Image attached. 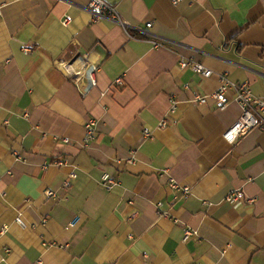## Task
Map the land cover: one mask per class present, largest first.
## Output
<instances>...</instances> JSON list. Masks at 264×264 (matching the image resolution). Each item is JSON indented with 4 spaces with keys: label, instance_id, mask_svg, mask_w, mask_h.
<instances>
[{
    "label": "crops",
    "instance_id": "1",
    "mask_svg": "<svg viewBox=\"0 0 264 264\" xmlns=\"http://www.w3.org/2000/svg\"><path fill=\"white\" fill-rule=\"evenodd\" d=\"M90 1L0 0V264H264V131L224 138L233 89L192 101L264 99V0H107L127 27ZM84 60L87 95L59 66Z\"/></svg>",
    "mask_w": 264,
    "mask_h": 264
},
{
    "label": "built area",
    "instance_id": "2",
    "mask_svg": "<svg viewBox=\"0 0 264 264\" xmlns=\"http://www.w3.org/2000/svg\"><path fill=\"white\" fill-rule=\"evenodd\" d=\"M172 2L177 5L181 2V0H172ZM89 11L93 15L94 19L98 20L105 15H109L112 17L116 22L123 24L125 27L128 24L121 18L118 8L116 5L111 4L107 0H91L89 3ZM70 21V15H66L64 18V22L68 23ZM153 25L152 22L147 23L148 27ZM182 67H191L196 72L202 74L205 77H209L213 74V70L207 68L202 63L196 62L192 59L182 58L181 61ZM83 68L80 69L77 65H75V61L72 63H60L61 70L65 73L68 79L76 83L77 87L79 88L80 92L83 95H87V93L97 84L96 79V72L97 66L91 64L87 60L83 61ZM79 68V69H78ZM119 84H122V79L119 78L116 81ZM234 90L236 92L235 99L240 103L242 107V113L238 120L229 127L223 134L224 138L229 143H235L240 137L247 134L253 128H260L264 131V99L257 97L252 92V89L248 82H235L230 80L226 75H223L221 84L217 90L209 94H201L196 92L192 101L196 104H205L208 103L210 99H213L219 108H226L230 102L229 98V91ZM171 111H174L177 106V100L171 99ZM95 120L90 119L86 123L87 134L85 142H88L94 139V127H95ZM167 125V121L163 120L160 123V127H165ZM146 135H150L149 131H145ZM129 162H134L135 158L132 155L129 159ZM59 166H63L65 164L64 161L59 160L57 161ZM77 177V171L73 170L68 175V178L65 180V185L69 186L71 184V180ZM101 184L106 186L107 188H112L116 184V179L109 173L103 174L101 178ZM170 186L173 190H179L184 195H188L190 193V187L185 185L181 186L175 180H172ZM47 196L54 195V191L46 190ZM244 192L242 190H236L230 193L227 197V200L230 202H235L243 199ZM252 201L253 199H248ZM161 205V203H160ZM168 212H163L161 215H167ZM16 221L21 225L25 226L22 217H17ZM190 231H187V236L191 235Z\"/></svg>",
    "mask_w": 264,
    "mask_h": 264
},
{
    "label": "bare ground",
    "instance_id": "3",
    "mask_svg": "<svg viewBox=\"0 0 264 264\" xmlns=\"http://www.w3.org/2000/svg\"><path fill=\"white\" fill-rule=\"evenodd\" d=\"M78 65H79L80 69H82V68H83V65H81L80 63H79Z\"/></svg>",
    "mask_w": 264,
    "mask_h": 264
}]
</instances>
